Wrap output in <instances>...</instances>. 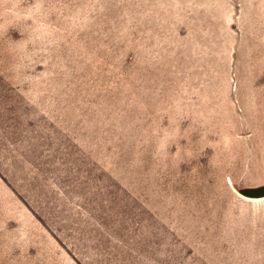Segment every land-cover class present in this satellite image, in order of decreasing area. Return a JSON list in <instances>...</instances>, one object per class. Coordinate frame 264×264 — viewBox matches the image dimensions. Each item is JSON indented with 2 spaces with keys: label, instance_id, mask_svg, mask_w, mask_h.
I'll return each mask as SVG.
<instances>
[{
  "label": "rangeland",
  "instance_id": "1",
  "mask_svg": "<svg viewBox=\"0 0 264 264\" xmlns=\"http://www.w3.org/2000/svg\"><path fill=\"white\" fill-rule=\"evenodd\" d=\"M264 0H0V264H264Z\"/></svg>",
  "mask_w": 264,
  "mask_h": 264
},
{
  "label": "water",
  "instance_id": "2",
  "mask_svg": "<svg viewBox=\"0 0 264 264\" xmlns=\"http://www.w3.org/2000/svg\"><path fill=\"white\" fill-rule=\"evenodd\" d=\"M261 195L264 194V190H262L261 192H259Z\"/></svg>",
  "mask_w": 264,
  "mask_h": 264
}]
</instances>
